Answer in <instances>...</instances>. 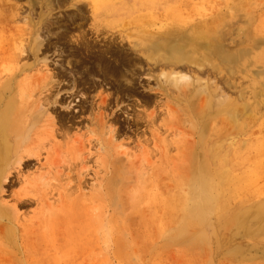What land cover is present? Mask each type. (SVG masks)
I'll return each instance as SVG.
<instances>
[{"label":"rangeland","instance_id":"1","mask_svg":"<svg viewBox=\"0 0 264 264\" xmlns=\"http://www.w3.org/2000/svg\"><path fill=\"white\" fill-rule=\"evenodd\" d=\"M75 2L0 0V84L13 79L27 97L20 133L27 121L36 124L23 137L36 154L20 166V178L13 164L11 182L0 187L8 207L16 194L31 198L18 204L10 233L0 223V264H264V235L255 234L254 220L264 209V0H138L117 16L108 0L79 2L83 12ZM219 16L241 55L235 78L204 81L215 103L241 96V114L232 121L213 106L198 125L179 91L161 81L171 70L150 72L130 41L143 29L175 33L180 23ZM108 37H116L112 53L125 63L115 76L90 53L106 48ZM117 79L129 95L116 90ZM206 97L209 108L213 98ZM9 99L16 97L0 109ZM135 114L144 116L138 126ZM212 147L221 148L217 158ZM195 176L209 185V202L197 209ZM233 215H242L239 224Z\"/></svg>","mask_w":264,"mask_h":264},{"label":"bare ground","instance_id":"2","mask_svg":"<svg viewBox=\"0 0 264 264\" xmlns=\"http://www.w3.org/2000/svg\"><path fill=\"white\" fill-rule=\"evenodd\" d=\"M105 1L107 0H103V2ZM137 1L138 0H115V1L108 0V5L106 6V8H109L110 11L114 12L115 15L117 16V15L122 14L125 7H128L131 4L136 3ZM79 2L80 3L87 2L90 6L93 7V5H95L96 7V3L98 2V0H77V2H75L76 4L74 3L73 6L76 7V11L83 12L84 6L79 5ZM215 18L212 20H209V19L208 20L205 19L202 21L199 20L201 22L197 24L188 25V24L180 23L179 24L180 27L177 31H175V33L171 32V29H170L171 27H168L162 31H158L157 33L151 30L143 29L142 31L139 32V38H138L139 40L130 41V44H132L131 48L135 52L137 59L140 61H145V63L148 65V70L150 72H154L156 69H161V70L170 69L171 70L170 73L168 74L164 73L163 75L164 79H162L161 81L164 83L165 85L164 87L165 88L167 87L171 91L172 94H175L176 92L179 91V94L181 97L180 100L185 102V107H189L190 111L193 113L194 121L198 123V125L201 122H203L204 124L206 122V118L210 117L211 114H213L212 112L213 106H215L217 110V114L226 115L228 113L229 114L228 117L231 118L230 120L232 121H235L237 117L240 116L241 114L240 103L238 102V100L242 98L241 96L235 100H230L225 97H220L219 100H216V103H215L214 99L216 95H215V92L212 90L213 85L211 86V84L208 83V81H204V78H206L207 76H214L218 78L219 81L224 82V83H227L228 81L235 78L237 67H238V62H239V57L241 55L240 48H238L237 40L231 39L230 41H227L229 39L228 37L226 38V34L222 28L223 26L222 24H224L225 22L224 18L222 16H219L216 19ZM95 27L97 28V26ZM98 31H101V30H98ZM102 31L101 33L104 32ZM111 42L115 43L116 37L115 39H110L108 37V41L105 43L106 48L99 49V51L97 52L95 49H93L90 46L89 43L86 44L85 47L89 51H90V48H92L90 53H93V54L98 53L97 59H98L99 65H105L103 66L104 68L101 67L102 72L104 71L106 74H111L115 76V73H117L116 72L117 67L124 66L125 63L123 60H121L119 55L116 56L115 53L114 54L112 53V48L110 46ZM120 43H122V41ZM224 43L227 44V48H229V51L223 50L222 47L224 46ZM37 45H39V42L35 40L33 48H35ZM14 54L16 55V51L14 52ZM108 57H109V62H108ZM112 57L114 58L111 59ZM111 61H114L116 63L114 67ZM90 73H93V72L91 70H88V74ZM224 73L228 74L230 77L228 78ZM192 74H197V76L191 77ZM222 74L225 75L227 78L223 76ZM118 81L120 80L117 79L116 82ZM123 81L132 82L131 80H128L126 78ZM13 82H14L13 79H8V80H3L0 84V103L3 104V101L6 100V97L11 96L12 94L13 96L16 97L15 101L13 99L11 100L9 99L6 103H4V108L0 109V187H2L4 183L11 182L12 173L9 170L11 169V167H13L12 166L13 164L15 165L14 168H16L18 172L17 177L20 178V173H21L20 166L26 165L28 163V159L36 154L34 150L30 149L29 147H24L25 143H23L25 141L23 137L25 136L28 137L29 136L28 134H30L31 130L34 129L36 124H33V127L32 126L29 127L30 124H28V121H27L26 128L23 129L21 133H20V129L17 128L19 124L21 125L26 115L27 97L25 94H23L22 91L19 90L18 85L14 86ZM195 84L199 86L198 89L196 88L193 89V86H196ZM172 88H176L177 91ZM116 90L121 91V93H124V94L127 93L129 95V91L122 87L121 81L118 84ZM206 95L210 99L213 98V101L210 100V103L212 104H211V107L209 108L205 107L206 105L205 103L208 101ZM22 96L25 97V99L23 100L22 98V102L18 104L17 97L18 99H21L20 97ZM199 98L202 101L198 103L200 104V106H198L197 108L194 102L199 100ZM104 99L105 98H103L104 102L102 101L103 104L106 102V100ZM46 100L48 99L46 98ZM178 104L180 105L182 103H178ZM175 106H176V102H175V105L173 103V108ZM82 108L83 106H81V109ZM183 110L185 111L184 108H182L181 111ZM139 114H135L137 116L135 117L134 121H136V123L134 125H137V126L139 124L138 121L144 118V116H140ZM142 114L143 113H141V115ZM40 115L41 114L39 112L31 113V116L33 118H37ZM28 119L29 117L27 118V120ZM119 119L116 120V123H120ZM64 120H65V117L61 115L58 121L60 122L61 128H62V125H64V122H65ZM185 121L186 120H184V122ZM110 128H113V126L110 125ZM119 128H122V125ZM119 128L117 129V131L119 130ZM59 131H60V127H59ZM120 132L118 131V133ZM220 152H221L220 147H212V149H210L211 155H213V157L215 158L218 157ZM208 186L209 185L202 177L195 176L194 180L191 183V191H192L191 200L195 203V205H197L194 209H197L201 205H206V202L208 201L207 198H209ZM15 198H16V203H14L13 207H8V205L0 203V223H2V225L9 227V233L11 232L10 226L13 227L14 225H16V223H18V220H19L16 214V208L18 204L25 203L26 205V202L31 201V198H29L27 194H16ZM169 201H170L168 205L170 207L169 214L172 215L173 214L172 213L173 203L171 202L172 198L169 199ZM205 210L206 209H204L203 211V215L205 214L204 213ZM240 217H242V215H238V216L233 215L230 221L233 224H239L240 221L242 220V218ZM255 219H257L260 222V225L258 226L255 234L261 237L264 235V209L259 208L255 211L254 220ZM3 221L5 222L4 224H3ZM7 230L8 229L6 228V231Z\"/></svg>","mask_w":264,"mask_h":264}]
</instances>
